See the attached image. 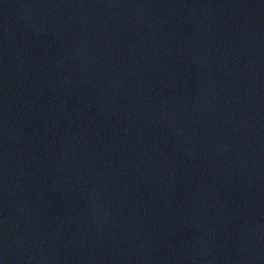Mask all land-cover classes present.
<instances>
[{"label":"water","instance_id":"95a60500","mask_svg":"<svg viewBox=\"0 0 264 264\" xmlns=\"http://www.w3.org/2000/svg\"><path fill=\"white\" fill-rule=\"evenodd\" d=\"M0 264H264V0H0Z\"/></svg>","mask_w":264,"mask_h":264}]
</instances>
